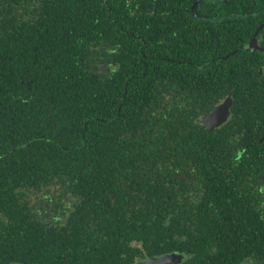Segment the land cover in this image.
<instances>
[{"label":"trees","instance_id":"16d2710c","mask_svg":"<svg viewBox=\"0 0 264 264\" xmlns=\"http://www.w3.org/2000/svg\"><path fill=\"white\" fill-rule=\"evenodd\" d=\"M143 2L0 0V264H264V123L235 63L264 0H210L220 42L192 60L228 59L177 83L141 56Z\"/></svg>","mask_w":264,"mask_h":264},{"label":"flooded vegetation","instance_id":"af4514ba","mask_svg":"<svg viewBox=\"0 0 264 264\" xmlns=\"http://www.w3.org/2000/svg\"><path fill=\"white\" fill-rule=\"evenodd\" d=\"M143 1V3H132L142 15L143 19L140 23L144 26L142 30L146 32L144 38L149 39V42H143L142 58L153 57L156 53L158 63L164 66L171 64L176 83L178 72L181 74L193 67L205 69L211 64L216 66L225 64L228 56H222L219 52L214 53L217 57L212 61L196 64L192 60L193 53L204 56L207 52L211 55L207 50L210 41L220 42L217 36L222 31L215 35L211 26H216L217 22H220L224 11H219L215 5H210V0ZM255 6L259 8L257 11L251 12L248 9L239 13L243 21L238 25L237 40L243 44L240 46L241 53L236 56L235 63L239 69L238 74L243 71L246 82L242 86L253 90L251 113L256 128L261 129L264 123V5L255 4ZM256 51H258L257 55H255ZM183 90L185 91L181 89ZM229 96L230 94L224 97L216 107L222 105ZM258 144L263 145L264 150V135ZM244 264L260 263L245 262Z\"/></svg>","mask_w":264,"mask_h":264},{"label":"water","instance_id":"95a60500","mask_svg":"<svg viewBox=\"0 0 264 264\" xmlns=\"http://www.w3.org/2000/svg\"><path fill=\"white\" fill-rule=\"evenodd\" d=\"M232 106L233 101L231 98H228L222 105L214 108L213 111L202 120V123L209 130H215L223 126L230 117ZM182 261L183 255L172 253L163 257L142 261L138 264H180Z\"/></svg>","mask_w":264,"mask_h":264}]
</instances>
